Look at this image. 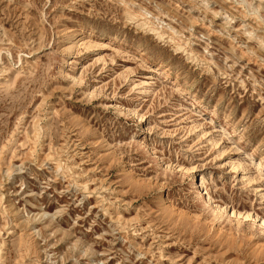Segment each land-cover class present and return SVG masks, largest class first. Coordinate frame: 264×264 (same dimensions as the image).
I'll list each match as a JSON object with an SVG mask.
<instances>
[{
	"label": "rangeland",
	"instance_id": "rangeland-1",
	"mask_svg": "<svg viewBox=\"0 0 264 264\" xmlns=\"http://www.w3.org/2000/svg\"><path fill=\"white\" fill-rule=\"evenodd\" d=\"M0 264H264V0H0Z\"/></svg>",
	"mask_w": 264,
	"mask_h": 264
},
{
	"label": "bare ground",
	"instance_id": "bare-ground-1",
	"mask_svg": "<svg viewBox=\"0 0 264 264\" xmlns=\"http://www.w3.org/2000/svg\"><path fill=\"white\" fill-rule=\"evenodd\" d=\"M233 214H234V215H238V214H237V213H235V212H234ZM239 217H241V216H239ZM246 218H248V217H246ZM246 218H245V219H246Z\"/></svg>",
	"mask_w": 264,
	"mask_h": 264
}]
</instances>
